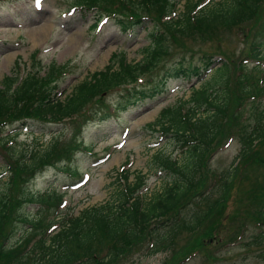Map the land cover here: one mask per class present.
Here are the masks:
<instances>
[{"label":"rangeland","instance_id":"374dc122","mask_svg":"<svg viewBox=\"0 0 264 264\" xmlns=\"http://www.w3.org/2000/svg\"><path fill=\"white\" fill-rule=\"evenodd\" d=\"M174 1L177 3V12L182 8L184 0ZM71 4H73V0H43L41 9L36 11L31 6V0H0V82L4 76L10 75L12 70L23 73L29 69V66L38 70L39 75H43L44 68L54 62L61 68V72L57 77L54 76L56 74L54 73L50 80L56 81V88L52 92V96L63 99L82 78L107 64L110 56L114 60H118L121 53L124 61L127 62H136L140 59V50L148 44L147 31L150 28L148 22H145L142 27L133 26L123 31L116 23V18L110 17L100 28H96L95 23L99 20L96 17L97 10L89 9L83 12L75 8L72 13L67 14L66 11ZM105 6L110 7L109 3ZM144 11L140 10L141 13ZM154 12L151 11V13ZM125 15H128V10ZM42 26L45 29L37 37L38 30ZM260 32L263 33L261 37ZM259 38L263 41L259 49L261 48L264 54V4L262 14L258 15L256 19L237 23L228 29H217L214 35H206L203 39L191 35L180 38L179 47H185L184 51H193L196 55L192 52V58L188 60L182 51H179V55H177L176 51L178 50L175 48L174 56L156 64L148 73L143 72L142 76L148 84H154L159 81V77L164 75L168 68L176 67V65L173 66V62L178 58L177 56L184 57L182 64L187 61L198 64L200 53L210 52L212 55L220 53L224 59L226 58V61L234 62L248 55L252 50L253 43ZM229 64L226 72L228 82L225 89L229 96L228 101L230 103L233 100L237 102L234 112L232 111L233 107L229 110L237 117L239 124L248 126L253 123L259 108L264 107V98L261 99L259 108L251 106V97L238 105L240 97H243L240 88L242 86L241 79L244 77L232 79L231 66L233 64ZM215 65L217 68L221 63L218 62ZM209 74L210 72L205 77L207 78ZM193 80V76L190 78V82L181 78L167 79L165 88L154 99H145L134 105L126 106L123 110L115 113V116L108 114L106 109L108 106L117 107L115 103L120 100L121 92L119 90L122 86L119 85V82L118 85L112 86L113 91L101 96L102 104L95 105L91 102L87 105L88 108L92 107L96 112L86 116V120L77 114L58 123L27 121L26 130L19 128L17 142L31 144V137H37L40 142L46 143L52 136L59 133V142L76 144L74 141V136H76L78 140L82 141L81 147L89 148L91 151H82L79 148L72 155L68 164L70 171L72 170L71 175L65 172V169L68 168L67 165L63 162L54 165V159H51L47 163L51 164L49 167L37 171L34 176L26 179L25 191L28 193L26 199L18 204L17 213L26 219H31V217L39 215L38 205H40L42 214L40 217L42 220L44 216L48 218L53 207L45 208L44 205L35 201V196L52 193L61 195L60 199L65 201L54 202L59 204V215L65 213L75 215L81 209L100 204L109 198L116 180L121 183L118 174H122L123 169L126 168L127 172L124 175L128 182L133 177L140 176L139 184L144 185L141 191L137 190V193L145 196L175 178L176 176L171 175V172L168 173L170 170L167 166L161 164L159 165L161 168H158L159 166H156L151 157L154 152L162 151L163 155H168L175 165H178L183 159L184 150L168 135L160 133L157 126H150L149 123L156 119L161 108L172 104H179L183 110V112L179 111L180 114H185L191 105L187 99L191 94L189 84ZM193 85V87H197L199 83L194 82ZM233 92H235L234 96L231 94ZM261 96H257L253 102L257 104L256 101ZM103 105L106 107L104 108ZM200 112L199 109V114ZM13 127L14 125L7 126L1 128V131L4 130L3 134H5ZM123 129H126L127 132L126 136L121 138L120 132ZM229 135L233 136L232 139L226 140ZM122 139L124 142L118 146V141ZM225 140L227 144L222 146L221 144ZM256 148L258 150L255 156L253 154L252 156L258 158L263 155L262 157H264V141L257 144ZM239 149L237 128L234 129L230 124L225 128L221 137L208 145L200 168L197 173H194L195 188L189 192L170 216L172 220L174 217L179 218V222L185 228H180L176 234L177 237L173 240L166 238L164 248H159V242L154 240L153 235L162 232L160 229L162 223L151 222L146 229L138 231L135 243L126 246L123 253H120L113 262L107 264H162L165 260L168 264H175L176 260L182 256L185 238L186 242L191 240L192 243L194 236L189 235H200L209 228L215 229L212 241L217 242L211 244L208 240H203L202 247L204 248L200 250L210 256L205 258L204 255L197 253L182 264H264L262 258L264 243L256 245L253 242L251 236L257 233V228L252 225L254 223L252 219L246 218V213L256 212L263 205H259V202L251 199V191L254 183L264 181V163L256 164L250 160L246 162L245 158H241L237 162L236 155L239 153ZM102 156L105 157L104 161L93 165L96 159ZM3 160L5 161L4 155L0 153V170L3 169V167L1 168ZM236 162L237 164H235ZM83 172L88 173V180L81 187L71 189L69 186L79 180ZM226 173H232L233 178L229 182L224 201L216 210L218 222L213 223L206 218L189 226L187 222L191 223L195 215L204 209V201L207 198L211 200L216 195L217 184L214 183L215 185L212 186V180H217L218 183L222 180V175H226ZM6 177L7 174L0 178V186L5 185ZM203 185L204 188H202ZM29 197L32 198L29 199ZM236 210L241 214L232 216ZM245 222H251V224ZM14 224L9 236L4 240V246L15 245L14 249H22V252L27 253L30 251V248L28 250L25 248L26 245H30V241L26 244L27 239L30 240L29 224L25 221H17ZM152 227L155 229L151 231ZM192 227L194 229L186 236L189 228ZM148 231L154 239L146 235ZM237 231L241 237H235ZM251 240L252 244H247ZM224 242L230 243L225 246ZM215 248L218 249L217 252H214ZM104 254H106L105 247L102 248L101 253L99 252L100 256ZM31 264L34 263L31 262ZM36 264L39 263L36 262ZM84 264H96V262L88 260Z\"/></svg>","mask_w":264,"mask_h":264},{"label":"trees","instance_id":"16d2710c","mask_svg":"<svg viewBox=\"0 0 264 264\" xmlns=\"http://www.w3.org/2000/svg\"><path fill=\"white\" fill-rule=\"evenodd\" d=\"M74 1L75 3L86 2L84 5L97 6L107 12L116 11L119 15H124L129 9L130 23L138 22L142 16L147 17L151 22V30L148 32V44L140 50V59L136 62H127L121 54L118 60L110 56L107 64L82 78L63 99H52L48 96L52 89L51 85L49 86L50 80L59 68L54 62L47 65L43 75H39L38 70L33 66H29L21 77H17L15 70H12L13 72L4 76L0 82V127L11 124L15 120L35 118L45 122H54L77 114L96 95H100L106 89L112 88L118 82L119 85L133 82L137 75H143V72L148 73L166 57L174 56L175 48L178 50L176 53L182 51L192 58L193 51L186 52L185 47H179L180 38L191 35L203 39L206 35H214L217 29H228L237 23L256 19L262 14L261 3H264V0H211L199 11H194L190 15L194 1L184 0L182 8L171 16L170 11H173L172 1L174 0H126L125 3L119 0ZM108 3L110 7L105 6ZM114 5L116 6L112 7ZM142 9L145 10L144 15H141L140 10ZM151 11L155 12L151 13ZM163 15L170 16L160 21ZM256 46L257 42H254L251 52L246 57L254 58L259 55ZM212 56L210 52L200 53L198 56L200 64L191 63L194 65L192 67L182 65L181 61H178V67L174 68L169 76L188 74V70L196 73L202 72L212 62ZM235 61L236 64H234ZM235 61H228L231 65L233 64L231 66L232 79L244 77L241 79L240 91L243 97H240L238 104L240 105L247 97H255L264 93V84H258L264 81V70L254 66L248 71L247 67L240 63V59ZM228 62H222L197 87L191 88V94L187 99L191 105L185 114H180L179 104H172L163 108L156 119L150 123V125L157 126V129L168 131L167 134H172L174 140H181L183 144L184 142L190 143L185 148L183 159L178 165L170 161L168 155H163L162 151L153 153L151 159L157 164L167 166L170 174L176 177L146 196L136 194L140 176L137 175L128 182L125 180V175H121L120 179L124 184L116 180L112 195L100 204L87 206L75 215L68 216L65 213L61 218L52 216L51 213L48 218L44 216L43 220L40 217L42 215L41 206L38 205L39 215L26 219L16 210L18 204L26 199L28 193L25 191L26 179L33 176L51 159L55 162L62 156L66 158L72 145L59 142L58 137H53L46 143L33 137L30 144L13 142V135L0 136V153L5 159L1 168H7L5 185L0 186V264H31V262L34 264L36 262L39 264H75L77 261H79L77 264H83L88 260L95 261L96 264H107L123 253L126 246L135 243L138 231L146 229L151 222L162 223L160 228L162 232L153 236L154 240L159 242V248H164L166 238L173 240L177 237L176 234L180 228H185L179 222V218L174 217L172 220L170 216L189 192L195 188L194 173H197L200 168L208 145L221 137L225 128L230 124L237 128L239 137L240 149L237 158L239 160L245 158L246 162L250 160L256 164L264 163L262 154L258 158L252 156V154L255 156L258 150L257 144L264 141V109L256 113L251 125L245 126L238 123L237 117L229 110L233 107L234 112L237 102L228 101L229 96L225 89L228 82L227 65H230ZM151 89H146L144 92L139 91L133 96L137 94L135 97L137 99L151 97L154 94V90ZM231 94L234 96L235 92ZM250 103L256 107L254 102ZM199 109H201L200 114ZM222 177L220 182L215 181L216 195L211 200L207 198L204 201V209L195 215L191 223L187 222L189 226L206 218L213 223L218 222L216 210L220 208L218 206L226 197L233 175L226 173ZM257 182L260 183H254L252 186L251 199L263 205L256 212L246 213V218L252 219L253 224L263 227L264 181ZM35 197L37 203L44 205L45 208L53 207V209L57 204L54 202H58L60 198L52 193L39 194ZM240 214V211L236 210L232 216ZM57 217L58 221H56ZM168 218L171 220L168 221ZM17 221H25L29 224L30 240L27 239L26 244L30 241L31 246L27 253H23L22 249H14L15 245L4 246V240L7 239L11 227L15 226L14 223ZM53 222H58V229L52 234H46L47 226ZM7 226L8 231L6 232ZM154 229L152 227L150 230ZM193 229V227L189 228L186 236ZM214 230L209 228L200 235H189L194 236L192 243L191 240L186 242L185 238L182 246L183 257L178 258L175 263L197 253L208 258L210 254L200 249L204 248L202 247L203 240L209 241L214 238ZM237 233L239 231L235 232V235ZM146 235L152 236L150 231ZM252 238L256 245L264 243V228L252 235ZM247 244H252V240ZM103 247L106 248V254L95 260L100 256L99 252L101 253ZM262 258L264 259V252Z\"/></svg>","mask_w":264,"mask_h":264},{"label":"bare ground","instance_id":"6f19581e","mask_svg":"<svg viewBox=\"0 0 264 264\" xmlns=\"http://www.w3.org/2000/svg\"><path fill=\"white\" fill-rule=\"evenodd\" d=\"M45 29L44 26H42L41 28H39V33L37 34V37L41 35V33H43V30ZM118 158V157H117ZM116 160V159H115Z\"/></svg>","mask_w":264,"mask_h":264},{"label":"snow or ice","instance_id":"6c2138e0","mask_svg":"<svg viewBox=\"0 0 264 264\" xmlns=\"http://www.w3.org/2000/svg\"><path fill=\"white\" fill-rule=\"evenodd\" d=\"M37 3L39 4V0H37Z\"/></svg>","mask_w":264,"mask_h":264}]
</instances>
